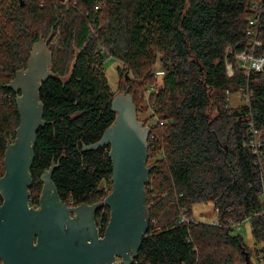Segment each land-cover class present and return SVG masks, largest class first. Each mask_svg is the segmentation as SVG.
<instances>
[{
	"label": "trees",
	"instance_id": "trees-1",
	"mask_svg": "<svg viewBox=\"0 0 264 264\" xmlns=\"http://www.w3.org/2000/svg\"><path fill=\"white\" fill-rule=\"evenodd\" d=\"M52 33L60 78L40 91L46 125L29 191L42 194L54 167L61 203L93 205L112 192L111 147H85L115 122L117 93L105 73L114 58L119 93L133 95L139 114L147 94L152 114L142 121L155 120L145 187L151 223L133 264H244L248 248L235 224L246 220L264 260V70L249 72L237 58L264 56V0H0V178L20 125L21 94L8 85ZM235 92L246 100L233 108ZM39 200L31 196L29 206ZM198 204L218 208V221L195 220ZM109 221L102 214L100 234Z\"/></svg>",
	"mask_w": 264,
	"mask_h": 264
},
{
	"label": "water",
	"instance_id": "water-1",
	"mask_svg": "<svg viewBox=\"0 0 264 264\" xmlns=\"http://www.w3.org/2000/svg\"><path fill=\"white\" fill-rule=\"evenodd\" d=\"M53 36L34 44L27 69L18 71L8 85L21 94L16 99L20 125L15 142L7 147L5 175L0 178V260L3 264H133L151 223L145 187L152 171L148 166L152 129L139 120L132 95L114 97L115 122L101 141L85 147H111L110 195L93 205L61 203L52 167L42 177L40 208L29 206L37 134L46 125L40 91L50 78H60L52 70ZM104 207L110 210V221L102 235L95 214ZM242 252L244 264H254L245 247Z\"/></svg>",
	"mask_w": 264,
	"mask_h": 264
},
{
	"label": "rangeland",
	"instance_id": "rangeland-1",
	"mask_svg": "<svg viewBox=\"0 0 264 264\" xmlns=\"http://www.w3.org/2000/svg\"><path fill=\"white\" fill-rule=\"evenodd\" d=\"M121 65L122 64L114 58H110V59L106 60V63H105L106 77L109 81V85L111 86L113 91H115L117 93V95L122 94V93H119L120 89L118 90V85H119L118 83H120L122 81L121 74H119V72H118V68L120 67V69H121ZM129 77H130L129 74H125V78H129ZM144 98H145V102L142 101L143 110H142L141 114L138 113V118L140 121L148 119L149 117H151L149 115L152 114V111L150 109L152 102L149 101L147 94ZM229 98H230V104L233 108H236L237 106L243 104L246 100V97H244L242 93H238V92L231 93ZM154 123H155V120H151V121H149V123L145 124V126L150 127ZM107 189H110V187H107ZM31 196H33L37 200L41 199V194L37 190H36V192H32ZM104 200H102V201H104ZM102 201H100V202H102ZM39 202H40V200H39ZM32 206L35 209L40 208L39 204L32 205ZM32 206H30V207H32ZM109 211L110 210H108V208L104 207L101 209V214H103V215L105 214L107 217L110 218V212ZM193 214L195 216L194 217L195 220H204V221L212 222V221L217 219L215 210L213 209V207L211 205H208V204L195 205L193 208ZM239 233H241V235L244 237L245 243H246L247 248H248L249 255L253 258V261L258 260L259 262H262L261 259L259 258V254L262 253V246H259L258 243H256V241L253 237V234H252V224L248 220H246L244 222L243 230H241ZM0 264H3L1 260H0ZM241 264H243V262Z\"/></svg>",
	"mask_w": 264,
	"mask_h": 264
},
{
	"label": "built area",
	"instance_id": "built-area-1",
	"mask_svg": "<svg viewBox=\"0 0 264 264\" xmlns=\"http://www.w3.org/2000/svg\"><path fill=\"white\" fill-rule=\"evenodd\" d=\"M68 0H66L67 2ZM255 6V5H254ZM251 22L253 24H256L258 21L256 19H253L251 20ZM255 33V32H254ZM260 45V43L258 41H255V46H258ZM238 60H239V65L245 69V70H248L249 72L251 70H256V71H263L264 70V56L262 57H255L254 56V53H242V54H239L237 56ZM149 127V126H148ZM151 128V126H150ZM256 142V146H260L261 144L259 143L258 141V138L255 140ZM255 152H257V149H255ZM264 183V182H263ZM262 200H263V203H264V187L262 189ZM217 213H219V209L217 208L216 209ZM218 220H214L212 221L211 223H216ZM244 222H239V223H236L235 224V227L240 230L243 228L244 226ZM262 255H260V259L261 261L263 262V257H261Z\"/></svg>",
	"mask_w": 264,
	"mask_h": 264
},
{
	"label": "flooded vegetation",
	"instance_id": "flooded-vegetation-1",
	"mask_svg": "<svg viewBox=\"0 0 264 264\" xmlns=\"http://www.w3.org/2000/svg\"><path fill=\"white\" fill-rule=\"evenodd\" d=\"M99 213H100V210L98 212H96V214H95V222H96V226L98 229L103 226V224L101 223V218H100V217H102V214H99ZM102 221H103V219H102Z\"/></svg>",
	"mask_w": 264,
	"mask_h": 264
},
{
	"label": "crops",
	"instance_id": "crops-1",
	"mask_svg": "<svg viewBox=\"0 0 264 264\" xmlns=\"http://www.w3.org/2000/svg\"><path fill=\"white\" fill-rule=\"evenodd\" d=\"M216 213H217V211H216ZM218 216V213L216 214V217ZM217 220V219H216ZM250 258H251V261L254 263V264H262V263H260L258 260H256V261H253V258L250 256ZM259 258H260V254H259ZM264 263V262H263Z\"/></svg>",
	"mask_w": 264,
	"mask_h": 264
}]
</instances>
